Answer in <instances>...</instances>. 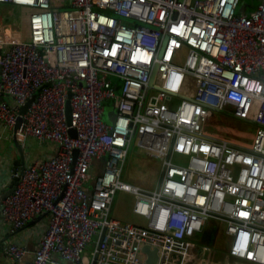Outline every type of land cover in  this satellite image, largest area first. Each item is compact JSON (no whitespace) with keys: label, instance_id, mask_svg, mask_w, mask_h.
Listing matches in <instances>:
<instances>
[{"label":"built area","instance_id":"obj_1","mask_svg":"<svg viewBox=\"0 0 264 264\" xmlns=\"http://www.w3.org/2000/svg\"><path fill=\"white\" fill-rule=\"evenodd\" d=\"M240 1L0 0L32 9L0 53V124L56 144L1 201L12 230L48 220L8 264H196L212 219L230 257L264 264V2ZM215 110L251 120L253 145L208 136ZM135 147L161 162L156 187L125 181ZM119 190L139 220L114 215Z\"/></svg>","mask_w":264,"mask_h":264},{"label":"crops","instance_id":"obj_2","mask_svg":"<svg viewBox=\"0 0 264 264\" xmlns=\"http://www.w3.org/2000/svg\"><path fill=\"white\" fill-rule=\"evenodd\" d=\"M261 2H264V0H241L238 11L249 12V10L251 11ZM31 11L32 9L30 7L17 6L12 2H0V53L2 47L9 46V42L16 39H29V18ZM2 100L11 101L12 99L7 93L0 90V101ZM41 141L42 140H39L33 135H29L24 140L20 141L16 136L15 129L0 124V264H8L10 261L5 253V247L9 242L24 244L30 251H34L48 225V220L45 217L39 220L35 218L36 220L32 219L31 221L33 222L22 227L23 229L12 230L11 225L3 219L1 211V201L5 198L2 196L5 189L10 186L14 170L21 169L22 167L32 164L36 160L55 154V143L52 141ZM16 142H18L23 149L22 157L24 160L21 162V165H17L20 152L18 151V143ZM92 172H97L96 167L92 168ZM220 224L221 223H219V225ZM221 225L224 230V225ZM209 247L210 250L206 252L205 255L201 256L196 264H256L248 260L230 257L227 254V250L224 254L212 245H209Z\"/></svg>","mask_w":264,"mask_h":264},{"label":"rangeland","instance_id":"obj_3","mask_svg":"<svg viewBox=\"0 0 264 264\" xmlns=\"http://www.w3.org/2000/svg\"><path fill=\"white\" fill-rule=\"evenodd\" d=\"M181 59H183L182 55ZM113 111L117 113V107ZM253 124L251 120L237 117L226 110H215L207 118L205 132L210 137L225 139L240 147L248 148L253 145L256 133V126ZM161 165L159 160L151 158L145 152L139 150L138 147H135V149L131 148L123 177L128 183L140 185L144 188H153L157 186L160 179ZM132 197L135 199V195L126 190H119L116 193V201L113 208L116 217L132 221L139 220L138 215L132 211L134 201ZM198 241L203 245H212L222 253L229 247L223 226L219 225V222L214 219L207 222L204 232L198 237Z\"/></svg>","mask_w":264,"mask_h":264},{"label":"water","instance_id":"obj_4","mask_svg":"<svg viewBox=\"0 0 264 264\" xmlns=\"http://www.w3.org/2000/svg\"><path fill=\"white\" fill-rule=\"evenodd\" d=\"M20 122H21V117L19 118V121H18V123H17V125H16V127H15V130L19 127ZM16 143H18V142H16ZM17 147H18V151L20 152V158L17 159V165H21V162H23V160H24L23 157H22L23 149H22V146H21L19 143L17 144ZM77 153H78V150H75V155H77ZM24 166H25V165H24ZM23 168H24V167H23ZM18 178H19V177L16 176V177H14V178L12 179V181H11V183H10V186H9L7 189H5L4 194H3L2 197H6V196H8L10 193L13 192V190H14L16 184L18 183ZM43 217H44V215L42 214V215H39V216L37 217V219L39 220V219H41V218H43ZM32 222H33V221H32ZM146 249H149V247L146 246ZM150 260H152V259H150Z\"/></svg>","mask_w":264,"mask_h":264},{"label":"bare ground","instance_id":"obj_5","mask_svg":"<svg viewBox=\"0 0 264 264\" xmlns=\"http://www.w3.org/2000/svg\"><path fill=\"white\" fill-rule=\"evenodd\" d=\"M241 5V4H240ZM239 7V6H238ZM254 9V8H253ZM250 11V10H249ZM8 100V99H7ZM233 119V118H232ZM234 122V121H233ZM251 124V123H250ZM254 125V124H253ZM251 126V125H250ZM256 128V127H255ZM250 129V128H249ZM252 129V128H251ZM254 129V128H253ZM13 132V131H12ZM15 136V135H14ZM215 136V135H214ZM35 140V139H34ZM21 141V140H20ZM27 142V141H26ZM42 142V141H41ZM232 143V142H231ZM248 146V145H247ZM56 147V146H55ZM30 164V163H29ZM161 173V172H160ZM161 175V174H160ZM160 177V176H159ZM116 197V196H115ZM133 198V197H132ZM134 199V198H133ZM132 199V200H133ZM116 201V200H115ZM131 214V213H130ZM116 215H118V214H116ZM132 217V216H131ZM133 218V217H132ZM36 220V219H35ZM32 221H30L29 223H31ZM48 223V222H47ZM34 225V224H33ZM44 225V224H43ZM217 226V225H216ZM218 227V226H217ZM35 228V227H34ZM44 228V227H43ZM23 229V228H22ZM43 230V229H42ZM209 231V230H208ZM213 231V230H212ZM224 231V230H223ZM214 232V231H213ZM219 232V231H218ZM205 234V233H204ZM14 235V234H13ZM212 235V234H211ZM217 237V236H216ZM214 238H215V236H214ZM200 240V239H199ZM21 242V241H20ZM201 242V241H200ZM206 243V242H205ZM209 245V244H208ZM214 245V244H213ZM216 246V245H215ZM223 246V245H222ZM219 248V247H218ZM4 249V248H3ZM222 250V249H221ZM216 254V253H215ZM225 254V253H224ZM6 259H7V257H6ZM218 259H219V257H218ZM213 260V259H212ZM216 260V259H215Z\"/></svg>","mask_w":264,"mask_h":264}]
</instances>
